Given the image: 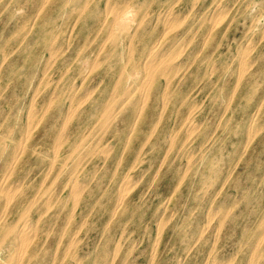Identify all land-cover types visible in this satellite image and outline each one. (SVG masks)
Instances as JSON below:
<instances>
[{"label":"rangeland","instance_id":"1","mask_svg":"<svg viewBox=\"0 0 264 264\" xmlns=\"http://www.w3.org/2000/svg\"><path fill=\"white\" fill-rule=\"evenodd\" d=\"M263 96L264 0H0V264H264Z\"/></svg>","mask_w":264,"mask_h":264},{"label":"bare ground","instance_id":"2","mask_svg":"<svg viewBox=\"0 0 264 264\" xmlns=\"http://www.w3.org/2000/svg\"><path fill=\"white\" fill-rule=\"evenodd\" d=\"M44 1V0H43ZM126 1V0H125ZM104 2H106V1H104ZM233 2V1H232ZM124 4V3H123ZM153 4V3H152ZM159 4V3H158ZM174 4V3H173ZM218 4H220V3H218ZM161 5H163V4H161ZM95 6V5H94ZM96 7V6H95ZM105 7V6H104ZM225 7V6H224ZM84 8V7H83ZM110 8V7H109ZM172 8V7H171ZM214 8V7H213ZM217 8V7H216ZM221 8V7H220ZM219 8V9H220ZM222 9V8H221ZM22 10V9H21ZM171 10V9H170ZM213 10V9H212ZM223 10V9H222ZM221 10V11H222ZM20 11V10H19ZM132 11V10H131ZM144 12V11H143ZM179 12V11H178ZM170 12H168V14H169ZM174 13V12H173ZM186 13V12H185ZM217 13V12H216ZM221 13V12H220ZM36 14V13H35ZM135 14V13H134ZM184 14V13H183ZM178 15V14H177ZM133 16V15H132ZM176 16V15H175ZM183 16V15H182ZM209 16H210V14H209ZM129 17H130V11H123V12H121V13H118V14H116L115 16H114V18H113V24H114V26H117V27H121V26H124V24H125V22L126 21H128V19H129ZM163 17V16H162ZM170 17H172V16H170ZM177 18V17H176ZM183 18V17H182ZM166 19H167V17H166ZM179 19H180V17H179ZM106 20V19H105ZM131 20V19H130ZM259 20V19H258ZM258 20L256 21V22H258ZM132 22V21H131ZM140 22V21H139ZM217 23V22H216ZM32 25V24H31ZM154 25V24H153ZM215 26V25H214ZM110 28V27H109ZM70 29V28H69ZM134 30V29H133ZM146 31V30H145ZM187 31V30H186ZM110 32V31H109ZM108 32V34H110ZM260 33V35H261V32H259ZM162 34V33H161ZM64 38V37H63ZM107 38V37H106ZM206 38V37H205ZM161 39V38H160ZM67 40V39H66ZM106 41V40H105ZM255 41V40H254ZM158 42H159V40H158ZM250 43H251V41H249ZM248 44V43H247ZM246 44V45H247ZM252 44H253V42H252ZM252 44H250V45H252ZM61 45V44H60ZM103 45V44H102ZM101 45V46H102ZM153 45V44H152ZM169 45H170V43H169ZM174 45V44H173ZM203 45V44H202ZM56 46V45H55ZM180 46V45H179ZM99 48V47H98ZM165 48V47H164ZM241 48H242V46H241ZM248 48V47H247ZM47 49H48V47H47ZM50 49V48H49ZM59 50V49H58ZM133 50V49H132ZM199 50H197V52H198ZM250 51V50H249ZM63 52V51H62ZM157 52H159V50L158 51H155V49H152V50H150V54H149V56H148V58L146 59V62H145V67H144V70H145V72H146V77L148 78L149 76H150V74H151V70L153 69V64L155 63V62H157V60H158V54H157ZM167 53V52H166ZM121 54V53H120ZM196 54V53H195ZM97 55V54H96ZM164 55V54H163ZM178 55V54H177ZM164 57V56H163ZM232 57H234L233 55H232ZM257 58V57H256ZM80 59H81V57H80ZM209 59V58H208ZM82 60V59H81ZM84 60V59H83ZM91 60V59H90ZM95 60V59H94ZM145 60V59H144ZM244 60V59H243ZM242 60V61H243ZM253 60H255V58L253 59ZM96 61V60H95ZM95 61H93V62H95ZM84 62V61H83ZM253 62V61H252ZM47 63V62H46ZM183 63V62H182ZM193 63V62H192ZM238 63V62H237ZM84 64H86V63H84ZM83 64V65H84ZM93 64V63H92ZM175 64V63H174ZM179 64V63H178ZM227 64V63H226ZM242 64H244V63H242ZM250 64V63H249ZM238 65V64H237ZM182 66V65H181ZM155 67V66H154ZM242 67V66H241ZM120 68V67H119ZM90 69V68H89ZM241 69V68H240ZM47 71V70H46ZM136 73V72H135ZM140 73V72H139ZM44 74V73H43ZM87 74V73H86ZM145 77V78H146ZM42 79H43V77H42ZM236 79V78H235ZM238 79V78H237ZM41 80V79H40ZM59 81V80H58ZM147 81L148 80H146V83H147ZM143 82V81H142ZM145 82V81H144ZM80 83V82H79ZM146 83H145V85H146ZM56 85V84H55ZM74 85V84H73ZM80 85V84H79ZM96 85H98V84H96ZM37 86V85H36ZM75 86V85H74ZM36 89H37V87H35ZM94 88V87H93ZM76 89H77V86H76ZM129 89V88H128ZM166 89V88H165ZM233 91V90H232ZM163 92V91H162ZM53 93V92H52ZM74 93V92H73ZM128 93H129V91H128ZM51 94V93H50ZM88 94V93H87ZM54 95V94H53ZM144 95V94H143ZM142 95V96H143ZM50 96V95H49ZM73 96V95H72ZM87 96V95H86ZM230 96V95H229ZM74 97V96H73ZM264 97V96H263ZM35 98V97H34ZM145 98V97H144ZM167 98V97H166ZM232 99V98H231ZM31 100V99H30ZM143 100V99H142ZM49 101V100H48ZM70 101V100H69ZM72 101V100H71ZM123 101V100H122ZM167 102V101H166ZM260 102H261V100H260ZM31 103V102H30ZM32 104V103H31ZM229 104V103H228ZM195 105H196V103H195ZM259 106V105H258ZM258 106H257V109H258ZM49 107V106H48ZM76 108V107H75ZM28 109V108H27ZM256 109V110H257ZM71 110V109H70ZM112 110V109H111ZM28 111V110H27ZM66 111H68V110H66ZM116 111V110H115ZM138 111V110H137ZM44 112V111H43ZM163 112H164V110H163ZM192 112V111H191ZM27 113V112H26ZM73 113V112H72ZM112 113H113V111H112ZM188 113V112H187ZM256 113V112H255ZM117 114V113H116ZM72 115V114H71ZM26 116V115H25ZM222 116V115H221ZM159 118V117H158ZM67 119V118H66ZM69 119V118H68ZM254 119V118H253ZM252 120V119H251ZM64 121V120H63ZM115 122V121H114ZM202 122V121H201ZM182 123H183V121H182ZM199 123V122H198ZM197 123V124H198ZM134 124V123H133ZM218 124H219V122H218ZM27 126V125H26ZM181 126V125H180ZM217 126V125H216ZM224 126V125H223ZM250 126V125H249ZM192 128H193V126H191ZM260 127H261V125H260ZM10 128V127H9ZM248 128V127H247ZM257 128V127H256ZM132 129V128H131ZM186 130V129H185ZM154 131V130H153ZM189 131V130H188ZM25 132V131H24ZM27 132H28V130H27ZM130 132V131H129ZM189 133H190V131H189ZM25 134V133H24ZM128 136V135H127ZM156 137V136H155ZM189 137V136H188ZM187 137V138H188ZM127 138V137H126ZM184 139V138H183ZM252 139V138H251ZM56 141V140H55ZM61 141V140H60ZM57 142V141H56ZM169 142V141H168ZM246 143V142H245ZM248 143V142H247ZM110 146V145H109ZM247 146V145H246ZM18 147H19V145H18ZM22 147V146H21ZM168 147V146H167ZM209 147V146H208ZM167 149V148H166ZM177 149V148H176ZM205 149V148H204ZM16 150V149H15ZM14 150V151H15ZM124 150V149H123ZM137 152V151H136ZM193 152V151H192ZM191 152V153H192ZM54 153V152H53ZM216 153V152H215ZM122 154V153H121ZM19 155V154H18ZM56 155V154H55ZM137 155V154H136ZM191 156V155H190ZM201 156V155H200ZM13 157V156H12ZM213 158V157H212ZM162 160V159H161ZM187 162V161H186ZM11 164V163H10ZM78 164H79V162H78ZM131 164V163H130ZM187 164V163H186ZM9 165V164H8ZM13 165V164H12ZM185 166V165H184ZM12 167V166H11ZM161 167V166H160ZM235 167V166H234ZM97 169V168H96ZM184 169V168H183ZM212 169V168H211ZM50 170V169H49ZM48 172V171H47ZM94 172H95V170H94ZM155 172V171H154ZM92 173V172H91ZM182 173H183V171H182ZM9 174V173H8ZM4 175V174H3ZM124 175H126V173L124 174ZM209 175V174H208ZM5 176H7V175H5ZM230 176V175H229ZM183 177V176H182ZM55 178V177H54ZM75 178V177H74ZM129 178V177H128ZM130 178H131V176H130ZM177 178V177H176ZM6 179V178H5ZM85 179V178H84ZM136 179H138L139 180V178H136ZM74 180V179H73ZM124 180H126V179H124ZM22 181V180H21ZM44 181V180H43ZM83 181V180H82ZM131 180H129V182H130ZM119 182H121V181H119ZM124 182V181H123ZM127 182V181H126ZM214 182V181H213ZM22 183V182H21ZM134 183V182H133ZM221 183H222V181H221ZM20 184V183H19ZM18 184V185H19ZM67 184V183H66ZM117 184V183H116ZM124 184H125V182H124ZM16 185V184H15ZM21 185V184H20ZM71 185H72V183H71ZM117 185H119V184H117ZM130 185V184H129ZM83 186V185H82ZM19 187V186H18ZM13 188V187H12ZM17 188V187H16ZM40 188V187H39ZM76 188V187H75ZM123 188H124V186H123ZM128 188V187H127ZM221 188H222V186H221ZM82 189V188H81ZM62 190V189H61ZM123 190V189H122ZM22 191V190H21ZM73 191V190H72ZM220 191V190H219ZM217 192V191H216ZM74 194L75 193H77V190H75V192H73ZM118 193V192H117ZM50 194L52 195V193L50 192ZM60 194V193H59ZM48 195H49V193H48ZM75 195H77V194H75ZM74 195V196H75ZM80 195H81V193H80ZM202 196H203V194H202ZM212 196V195H211ZM73 197V196H72ZM51 198V197H50ZM201 198V197H200ZM11 199V198H10ZM168 199V198H167ZM211 199H212V197H211ZM37 200V199H36ZM36 202V201H35ZM118 203H119V201H117ZM165 202V201H164ZM121 203V202H120ZM166 204V203H165ZM27 205V204H26ZM75 205V204H74ZM210 205H212V204H210ZM165 207V206H164ZM6 208V207H5ZM219 209H221V208H219ZM69 211V210H68ZM115 213V212H114ZM210 213H212V212H210ZM72 214V213H71ZM70 215V214H69ZM222 215V214H221ZM161 216V215H160ZM40 217V216H39ZM87 217V216H86ZM65 218V217H64ZM221 218H222V216H221ZM29 221V220H28ZM83 221V220H82ZM164 222V221H163ZM83 223V222H82ZM36 224V223H35ZM20 226V225H19ZM19 226H17V228H15V227H10V229H8L9 231V233L10 234H8V235H11L12 236V240L13 241H15V244H16V246H17V248L19 249V256H20V259H21V255L23 254L22 253V251L23 250H25L24 248H25V246L29 243V241H31V236H32V234H33V231L31 230V229H29L28 227L26 228V227H24V226H22V227H19ZM31 226V225H30ZM80 226V225H79ZM261 228V227H260ZM64 229V228H63ZM107 231V230H106ZM216 231V230H215ZM260 231H263L262 230V228H261V230ZM35 232V231H34ZM68 232V231H67ZM49 233V232H48ZM47 233V234H48ZM62 235V234H61ZM218 235V234H217ZM6 236V235H5ZM35 236V235H34ZM33 236V237H34ZM77 236V235H76ZM127 238V237H126ZM76 239V238H75ZM214 239V238H213ZM5 240V239H4ZM78 240V239H77ZM2 242V241H1ZM157 242V241H156ZM3 243V242H2ZM79 243V242H78ZM156 244H154V246H155ZM215 247V246H214ZM213 247V248H214ZM252 247V246H251ZM12 248V247H11ZM10 248V249H11ZM68 248V247H67ZM66 248V249H67ZM154 249V248H153ZM251 249V248H250ZM113 251V250H112ZM154 251V250H153ZM21 252V253H20ZM53 253V252H52ZM13 254H14V252H13ZM152 254H154V253H152ZM152 254H151V256H152ZM6 256H7V254H6ZM9 256V255H8ZM8 256H7V258H8ZM111 256V255H110ZM233 257V256H232ZM185 258V257H184ZM227 258V257H226ZM225 258V259H226ZM9 259V258H8ZM63 259V258H62ZM79 259V258H78ZM249 259V258H248ZM19 260V259H18ZM151 260H152V258H151ZM180 260V259H179ZM110 261V260H109ZM183 261V260H182ZM108 262V261H107ZM227 262V261H226ZM180 263V262H179ZM207 263V262H206ZM248 263V262H247ZM255 264V263H254Z\"/></svg>","mask_w":264,"mask_h":264}]
</instances>
